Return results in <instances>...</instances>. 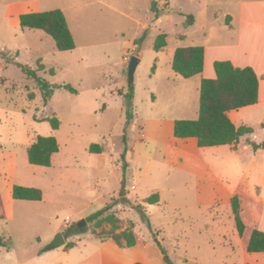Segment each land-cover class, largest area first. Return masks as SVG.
<instances>
[{
    "label": "rangeland",
    "instance_id": "rangeland-1",
    "mask_svg": "<svg viewBox=\"0 0 264 264\" xmlns=\"http://www.w3.org/2000/svg\"><path fill=\"white\" fill-rule=\"evenodd\" d=\"M154 1L158 15L151 11ZM248 1L264 14V0H0V189L5 195L12 183L42 192L38 202H4L11 218L0 198L6 244L0 264H264V253L246 251L251 232L264 228V149L180 151L172 133L156 128L198 117V78L173 72L174 50L225 45L232 37L226 16ZM17 10L62 11L75 48L59 52L43 31L22 30ZM189 15L196 23L187 24ZM162 34L167 46L156 52L152 46ZM133 57L138 63L130 84ZM21 67L53 86L47 100ZM52 117L57 130L44 120ZM230 117L236 127L253 130L255 143L264 141V103ZM37 136L58 143L50 167L28 163ZM91 145L101 151L90 152ZM153 194L158 202L148 206ZM234 196L242 236L231 211ZM122 232L133 233L135 247L109 240ZM58 233L65 245L50 249Z\"/></svg>",
    "mask_w": 264,
    "mask_h": 264
},
{
    "label": "trees",
    "instance_id": "trees-1",
    "mask_svg": "<svg viewBox=\"0 0 264 264\" xmlns=\"http://www.w3.org/2000/svg\"><path fill=\"white\" fill-rule=\"evenodd\" d=\"M151 11L158 15L155 1L152 3ZM186 22L188 25H192L194 17L189 15ZM19 27L22 30L35 29L43 31L53 40L55 48L59 52H68L75 48L65 15L60 10L22 14L19 16ZM165 47L166 35H159L153 44V50L157 52ZM203 59L204 50L201 46L178 47L174 51L171 67L183 79H190L201 74ZM38 68L43 70L41 65ZM213 68L215 78L202 79L200 83L197 119L176 120L173 128V136L175 138H195L199 148L237 144L241 137L253 133L250 127H235L229 119L228 113L255 105L258 102L259 79L256 73L250 67L237 68L228 61H216ZM21 70L29 79L35 81L42 90L44 99L47 100L52 94L53 86L39 77L36 71L27 67H21ZM130 87V92L128 93L129 105H131L133 96V88L132 86ZM55 88L74 92L69 85H59ZM44 120L51 124L53 130L58 129L59 122L55 117ZM247 144L254 151L260 148L264 149V141L260 145L251 141H247ZM89 151L98 153L101 149L97 145H91ZM57 152L58 143L54 137L37 136L36 140L27 149V160L33 166L50 167L52 157ZM12 198L14 200L38 202L42 200V192L36 188L14 185L12 187ZM145 202L148 206L156 204L158 202V195H151ZM113 205L115 204L107 205L91 216L89 220H96L109 211ZM230 206L236 230L238 235L242 236L245 226L240 217V206L236 196L231 198ZM105 219L110 220L111 215ZM119 238L125 240L128 248H132L136 244L135 237L131 232H122L119 236H112L111 239L116 244H120ZM5 245V241L0 237V247H5ZM72 247L73 245H70L68 249ZM246 251L250 254L264 253V232L256 229L251 232ZM133 264L141 263L136 262Z\"/></svg>",
    "mask_w": 264,
    "mask_h": 264
},
{
    "label": "crops",
    "instance_id": "crops-1",
    "mask_svg": "<svg viewBox=\"0 0 264 264\" xmlns=\"http://www.w3.org/2000/svg\"><path fill=\"white\" fill-rule=\"evenodd\" d=\"M29 4H31V2L27 3V5H29ZM254 5H255V3L253 1H248V2H243V3L240 2L237 4L236 12L232 13L231 15L226 16V18L224 20V23H225L224 28L227 32H231L232 37L228 40V42H226L225 45H221L220 47H217V46L203 47L204 59H203V70H202L201 74L194 76L190 79H185V80H194V78L197 77L198 78L197 79V85H199V88H200V83H201L202 79H213V78H215V72L213 69V65H214V62H216V61H228L234 67H237V68L250 67L254 70V72L256 73V75L259 79L258 102L256 104H263L264 103V14L256 13V11L254 9ZM14 6L15 5L13 4L10 7H14ZM35 12L36 11H34V10H27V12H25V13H20V12H18V10L16 12H14V14L16 15V18L18 20V26H19V16L20 15L27 14V13H35ZM194 23H196L195 19H194ZM32 30H35V29H32ZM166 46H167V44H166ZM188 47H190V46H188ZM152 48H153V46H152ZM165 48H162L159 51H162ZM159 51H157V52H159ZM173 55H174V52H173ZM172 59H173V57H172ZM171 65H172V60L170 62V67H171ZM132 99H133V96H132ZM231 113H232V111L228 113V117L231 120V122L233 123V121L230 117ZM160 123L161 122H158V127H156L157 131H160V133L165 131L169 135H171V133L173 135V128H174L175 121H173V120L162 121V123L161 124ZM159 124H160V126H159ZM235 127H236V125H235ZM239 127H241V126H239ZM246 127H248V126H246ZM252 134L241 137L237 144L226 145V146H228V148L230 149L232 154L240 152V150L247 151L248 149H251V146H249L247 144V141L254 142L253 139H251L249 137ZM171 141L174 143V145L175 144L177 145V146L176 145L175 146L178 147L179 150L183 147H186V146H188L190 149H193V150L200 149L197 147V140L195 138H187V139H178L177 138L176 139L173 137V138H171ZM219 147H221V146L211 147V148H219ZM261 150L262 149L260 148L256 151L252 150V152L258 153ZM12 185H14V184L11 183V185H9V187H7L9 190L5 195H3V193L1 192V189H0V198L3 200V210H4L3 214L7 218H11L13 213L11 212V210H10L9 214L5 213V205H6L5 203H8V205L11 207L15 201H22V200H14L12 198ZM20 186L24 187L22 185H20ZM258 222H259V220H258ZM256 230L264 232V228L258 227ZM249 237H248V240H249ZM109 240H111V242H113L115 245L120 246V244H116L111 238H109ZM248 240H247V242H248ZM125 247L127 249L133 248V247L128 248L126 246V244H125ZM72 248H70V249H72ZM70 249H65V251L70 250ZM65 255H68V253H65Z\"/></svg>",
    "mask_w": 264,
    "mask_h": 264
},
{
    "label": "water",
    "instance_id": "water-1",
    "mask_svg": "<svg viewBox=\"0 0 264 264\" xmlns=\"http://www.w3.org/2000/svg\"><path fill=\"white\" fill-rule=\"evenodd\" d=\"M138 60L136 57L131 58L128 68V79L129 83L131 84L133 81V74L135 72V68L137 66ZM84 223L78 224V227H81ZM65 245V241L60 233H58L55 238L53 239L52 243L50 244V249H55Z\"/></svg>",
    "mask_w": 264,
    "mask_h": 264
},
{
    "label": "built area",
    "instance_id": "built-area-1",
    "mask_svg": "<svg viewBox=\"0 0 264 264\" xmlns=\"http://www.w3.org/2000/svg\"><path fill=\"white\" fill-rule=\"evenodd\" d=\"M134 187H132V189H133Z\"/></svg>",
    "mask_w": 264,
    "mask_h": 264
}]
</instances>
